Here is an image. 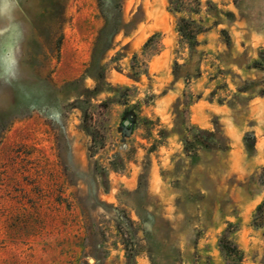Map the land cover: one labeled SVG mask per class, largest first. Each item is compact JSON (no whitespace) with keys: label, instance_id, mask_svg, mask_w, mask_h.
I'll use <instances>...</instances> for the list:
<instances>
[{"label":"rangeland","instance_id":"obj_1","mask_svg":"<svg viewBox=\"0 0 264 264\" xmlns=\"http://www.w3.org/2000/svg\"><path fill=\"white\" fill-rule=\"evenodd\" d=\"M184 5L0 0V264H264V0Z\"/></svg>","mask_w":264,"mask_h":264},{"label":"trees","instance_id":"obj_2","mask_svg":"<svg viewBox=\"0 0 264 264\" xmlns=\"http://www.w3.org/2000/svg\"><path fill=\"white\" fill-rule=\"evenodd\" d=\"M185 0H169L171 10L174 12L187 11L184 5ZM197 8L189 10L192 13H200L201 0H195ZM178 31L182 38L187 41L190 46L198 44L197 36L203 32V27L192 17H180L178 19ZM264 54H262V60ZM257 67L262 66V61L255 62ZM216 133L207 129H195V134L192 139H186V150L195 149L196 147L210 148L213 145L217 146ZM190 149V150H191ZM264 184V178H262ZM264 201L257 207L255 218H264ZM262 218V219H263ZM219 247L222 255L224 256L227 264H243V252L238 244L230 238V231H226L219 239Z\"/></svg>","mask_w":264,"mask_h":264},{"label":"water","instance_id":"obj_3","mask_svg":"<svg viewBox=\"0 0 264 264\" xmlns=\"http://www.w3.org/2000/svg\"><path fill=\"white\" fill-rule=\"evenodd\" d=\"M129 124H130V118H129V119H126V120L124 121V126H127V125H129ZM131 130H132V129H130V128H125V132H126L127 134L131 133Z\"/></svg>","mask_w":264,"mask_h":264}]
</instances>
